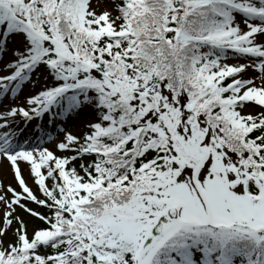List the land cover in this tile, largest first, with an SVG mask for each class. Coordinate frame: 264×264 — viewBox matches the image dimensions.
<instances>
[{
  "label": "snow or ice",
  "instance_id": "snow-or-ice-1",
  "mask_svg": "<svg viewBox=\"0 0 264 264\" xmlns=\"http://www.w3.org/2000/svg\"><path fill=\"white\" fill-rule=\"evenodd\" d=\"M5 162L0 264H264V0H0Z\"/></svg>",
  "mask_w": 264,
  "mask_h": 264
},
{
  "label": "rangeland",
  "instance_id": "rangeland-1",
  "mask_svg": "<svg viewBox=\"0 0 264 264\" xmlns=\"http://www.w3.org/2000/svg\"><path fill=\"white\" fill-rule=\"evenodd\" d=\"M68 130L73 132L83 131V125H70ZM0 180H2L4 184H8L9 182H12L13 185L15 184V182L12 181L11 173L8 171L7 162H5L3 165H0Z\"/></svg>",
  "mask_w": 264,
  "mask_h": 264
}]
</instances>
